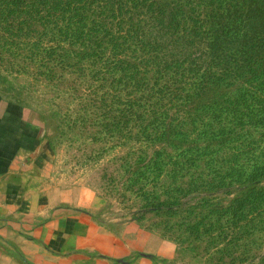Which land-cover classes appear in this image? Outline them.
<instances>
[{
	"label": "rangeland",
	"instance_id": "rangeland-1",
	"mask_svg": "<svg viewBox=\"0 0 264 264\" xmlns=\"http://www.w3.org/2000/svg\"><path fill=\"white\" fill-rule=\"evenodd\" d=\"M12 3L0 0V99L41 123L36 165L46 186L78 198L76 213L123 240L138 232L147 245L161 242L162 253L147 254L154 264H264V170L257 169L264 106L251 108L255 121H238L229 144L193 134L205 148L182 162L163 137L140 139L136 126L135 136L125 132L123 104L135 92L126 91L105 49L93 57L86 46L66 45L49 17ZM257 4L252 0L251 31L262 37L264 53V8L260 14ZM221 92L235 98L233 86ZM217 117L207 120L212 128Z\"/></svg>",
	"mask_w": 264,
	"mask_h": 264
},
{
	"label": "trees",
	"instance_id": "trees-1",
	"mask_svg": "<svg viewBox=\"0 0 264 264\" xmlns=\"http://www.w3.org/2000/svg\"><path fill=\"white\" fill-rule=\"evenodd\" d=\"M11 1L30 16L49 17L46 22L59 26L66 45L86 46L93 57L105 49L111 66H120L126 91L135 92L123 104L125 132L135 134L136 126L140 139L163 137L182 162L203 150L205 140L229 144L237 137L238 121H255L251 108L263 109L264 53L262 37L251 31L252 0ZM257 1L262 14L264 0ZM230 86L235 98L221 92ZM220 113L225 117H217ZM208 117H217L218 126L212 128ZM257 169L261 173L264 162Z\"/></svg>",
	"mask_w": 264,
	"mask_h": 264
},
{
	"label": "crops",
	"instance_id": "crops-1",
	"mask_svg": "<svg viewBox=\"0 0 264 264\" xmlns=\"http://www.w3.org/2000/svg\"><path fill=\"white\" fill-rule=\"evenodd\" d=\"M42 132L0 99V264H154L147 254L162 253L161 242L147 245L138 232L123 240L76 213L78 198L46 186L36 165Z\"/></svg>",
	"mask_w": 264,
	"mask_h": 264
}]
</instances>
